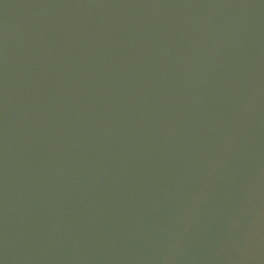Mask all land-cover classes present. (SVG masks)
<instances>
[{
    "label": "water",
    "instance_id": "water-1",
    "mask_svg": "<svg viewBox=\"0 0 264 264\" xmlns=\"http://www.w3.org/2000/svg\"><path fill=\"white\" fill-rule=\"evenodd\" d=\"M0 264H264V0H0Z\"/></svg>",
    "mask_w": 264,
    "mask_h": 264
}]
</instances>
